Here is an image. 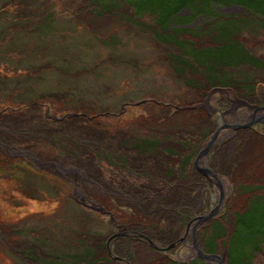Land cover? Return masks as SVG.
<instances>
[{
  "label": "rangeland",
  "instance_id": "1",
  "mask_svg": "<svg viewBox=\"0 0 264 264\" xmlns=\"http://www.w3.org/2000/svg\"><path fill=\"white\" fill-rule=\"evenodd\" d=\"M253 112L264 0H0V264H219L189 223L222 196L198 246L264 264V124L228 126Z\"/></svg>",
  "mask_w": 264,
  "mask_h": 264
},
{
  "label": "water",
  "instance_id": "2",
  "mask_svg": "<svg viewBox=\"0 0 264 264\" xmlns=\"http://www.w3.org/2000/svg\"><path fill=\"white\" fill-rule=\"evenodd\" d=\"M250 108H253V106H250ZM256 109V108H255ZM257 111V109L255 110ZM262 118V117H261ZM264 118V117H263ZM258 120L260 119H253L252 121H249L247 124H233V125H228L230 126V128H233V129H237V128H242V127H247V126H250L252 124H254L255 122H257ZM217 135V134H216ZM216 135H214L213 139L211 141H209L207 143V145L198 153L196 159H195V164L196 166L198 167L199 171L204 175L206 176L207 178H209L210 180L212 179H216V182L217 184L221 186V183L219 181V175L214 172L209 166H206V165H200V162L205 160V157L207 156L208 152H209V148L210 146L213 144L215 138H216ZM205 163V162H204ZM83 200H84V203H87L86 200H85V197L84 196H80ZM223 196L221 197V199L219 200V203L218 205L215 206L214 209H212L209 213L207 214H204V215H199L197 216L195 219H193L189 224H191L192 222L196 221L194 226H193V235H194V249H196L197 251V255L207 261L210 260V258H216L218 259L219 261V264H221V258L218 254L216 253H205L199 246H198V242H197V239L195 237V232H196V229H197V226L202 223L203 221L205 220H209L213 217H215L219 212L220 210L222 209L223 207ZM94 209H97V210H100V211H103L104 212V208L103 207H99L98 205L97 206H94L93 207ZM152 245H155V244H152Z\"/></svg>",
  "mask_w": 264,
  "mask_h": 264
},
{
  "label": "flooded vegetation",
  "instance_id": "3",
  "mask_svg": "<svg viewBox=\"0 0 264 264\" xmlns=\"http://www.w3.org/2000/svg\"><path fill=\"white\" fill-rule=\"evenodd\" d=\"M116 233H118V232H116ZM120 233H121V236H123V237H127V238L139 237V238L143 239L144 241L150 243L149 236H147L144 233L139 232L137 229L127 230V227H125V225H124V229H122V231H120ZM134 245L135 244L130 243V244H128V247L132 246L134 248ZM152 246H154V245H152ZM162 246L163 245H161V246L157 245L159 250H163ZM126 247H127L126 242L120 243V244H113V245L109 244V246H107V248H108L107 252L109 253L108 254L109 257H111V260H107V262L109 264H117L115 261L122 262L124 264H134L132 261L128 260V258L123 255L125 253ZM128 253H129V250L126 252L127 256H128ZM112 258H113V260H112Z\"/></svg>",
  "mask_w": 264,
  "mask_h": 264
},
{
  "label": "trees",
  "instance_id": "4",
  "mask_svg": "<svg viewBox=\"0 0 264 264\" xmlns=\"http://www.w3.org/2000/svg\"><path fill=\"white\" fill-rule=\"evenodd\" d=\"M194 2V1H193ZM188 3V2H187ZM187 3H185V5H182L181 7H179L178 9L179 10H177V12H175V13H173V14H175V15H177L178 14V12L182 9V8H184V7H187L186 5H187ZM5 158H7V157H5ZM4 160H6L9 164H10V162L11 161H9V159H4ZM15 160H17V161H19L20 159H15ZM5 161V162H6ZM11 165L13 166V165H17V167H15L16 169H19V170H23L24 168H25V165H27V162L26 161H24L23 163L22 162H20L19 161V164H15V163H11ZM237 221H236V224H235V229H234V231H233V234H231L230 235V237H229V240L226 242V244H227V246H228V249H227V252H228V254L230 255V242L233 240V236L235 235V233H236V230H237ZM226 233H225V229L223 228V227H221V226H219V225H217V227H216V229L214 228L213 229V234H212V240H211V244L209 243L208 244V246L206 247V249H207V251H213V249H214V246H215V243H214V240H216L217 238H220V237H223L224 235H225ZM209 247V248H208ZM232 258H231V255H230V262H231V264H232Z\"/></svg>",
  "mask_w": 264,
  "mask_h": 264
},
{
  "label": "bare ground",
  "instance_id": "5",
  "mask_svg": "<svg viewBox=\"0 0 264 264\" xmlns=\"http://www.w3.org/2000/svg\"><path fill=\"white\" fill-rule=\"evenodd\" d=\"M192 4H194V2H192ZM196 4V3H195ZM196 6V5H195ZM186 9H188V12L192 11V8H189V7H186ZM192 13V12H191ZM185 26L188 27L186 28L188 31H194L195 33L198 31L197 30V27L195 25V21H194V18H191L189 20H187L185 23ZM198 32L196 33V36H197ZM204 35V34H203ZM252 110L254 111V108H252ZM254 113V112H253ZM228 113H224L225 116H227ZM262 117V118H261ZM264 116H261L260 113H254L252 116L249 115V117H247V119L243 120L245 122V124H247L250 120L252 119H260L258 120L259 122H261L262 124H264V121L262 119ZM244 124V123H243ZM105 210V209H104ZM164 250V249H163ZM203 250V249H202ZM204 251V250H203ZM205 253H214V252H206L204 251ZM198 258H201L197 255ZM203 260V258H201ZM205 260V259H204ZM214 260V258H210L209 261H212ZM207 262V260H205Z\"/></svg>",
  "mask_w": 264,
  "mask_h": 264
}]
</instances>
